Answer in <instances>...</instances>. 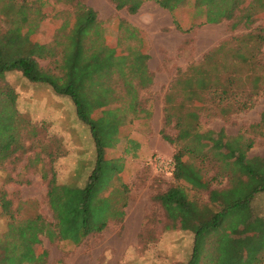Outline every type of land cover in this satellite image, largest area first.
Wrapping results in <instances>:
<instances>
[{"label": "trees", "instance_id": "trees-1", "mask_svg": "<svg viewBox=\"0 0 264 264\" xmlns=\"http://www.w3.org/2000/svg\"><path fill=\"white\" fill-rule=\"evenodd\" d=\"M56 1L68 6L67 16L53 28L54 36L45 41L43 9L46 0H0V75L19 71L27 80L46 85L55 95L69 98L77 118L89 130L95 162L83 186L58 184L54 175L51 176L47 197L54 221L41 222L40 215L21 217L3 196L1 209L8 223L0 239V264H46L48 251L42 246L41 235L51 242L79 244L103 231L111 221L123 220L128 204L127 185L124 182L116 186L106 184L110 179L120 178L123 166L118 158L109 156L106 149L115 148L122 140L137 147L139 143L128 137L129 126L134 119L149 113L139 95L140 90L153 81L148 67L149 55L139 36L142 30L118 19L116 26L120 35L117 44L110 45L92 7L82 0ZM109 1L116 9H125L130 14L137 13L144 2L153 1L173 15V24L180 32H190L196 25L223 21L231 22V28L235 29L240 24H250L257 9L264 5V0ZM181 8H187L188 20L184 25L175 17ZM197 19L202 21L196 24ZM135 39V46L128 44L124 49L120 45ZM247 41L260 49L264 44V29L258 35L248 36ZM42 61H46L45 65ZM181 83L186 99H192L197 93L222 91L227 95L229 92V86L212 81L207 70L197 76L188 75ZM6 96L14 106L15 94L9 91ZM165 99L164 125L169 126L172 99L170 96ZM240 102L239 110L248 109L254 103ZM226 106L221 108V114L229 113ZM21 117L14 112L15 125L11 131L10 123L0 116V142L4 138L0 143V166L17 152L26 153L29 149L21 141V130L16 127L23 121ZM25 122L23 128L27 126L28 132L23 136L28 137L30 132L37 134L29 120ZM257 125L258 135L264 139V109ZM175 127L178 131L174 138L164 129L160 133L175 147L171 175L176 184L152 199L164 209L170 223L165 228L192 231L190 256L176 264H198L210 240L214 249L204 256L212 253L214 257L208 259L215 264L259 262L264 251V219L252 215L249 204L257 193L264 191V157H247V149L254 139L248 142L244 135L228 138L222 131L212 136L211 132L210 135L201 132L197 113L193 111L178 116ZM205 137L213 140L212 147L218 156L222 154L225 162L234 166L225 172L223 186L213 187L214 177H207L196 162V159L204 162L205 158L193 146L194 141ZM45 176L43 172L42 177Z\"/></svg>", "mask_w": 264, "mask_h": 264}, {"label": "rangeland", "instance_id": "rangeland-1", "mask_svg": "<svg viewBox=\"0 0 264 264\" xmlns=\"http://www.w3.org/2000/svg\"><path fill=\"white\" fill-rule=\"evenodd\" d=\"M46 1L43 39L48 41L54 36L53 28L67 16L68 6L56 0ZM82 1L96 11L110 45H116L120 35L116 26L118 19L142 30L139 36L149 55L148 67L153 81L140 90L139 95L149 113L134 119L129 126L128 137L139 143L137 147L122 140L115 148L106 149V153L118 158L123 166L120 178L110 179L106 184L116 186L125 182L127 185L124 225L111 221L103 231L88 236L79 244L51 242L41 235L42 246L48 251L46 264H176L190 256L193 234L189 230L165 228L170 223L164 209L152 199L176 184L172 172L156 165L159 157L173 161L175 150L174 145L162 138L160 130L164 129L174 138L178 131L175 127L177 117L193 111L197 113L199 131L208 135L211 132V136L222 131L228 138L244 135L248 142L253 138L247 154L264 156V139L258 135L257 125L264 109V44L258 49L247 41L248 36L258 35L264 29V5L257 9L250 24H240L235 29L231 28V22L223 21L196 25L190 32H180L166 11L157 13V4L153 1H146L135 14L116 9L109 0ZM186 9L181 8L175 14L183 25L188 20ZM200 21L194 20L196 24ZM128 44L135 46L137 40L123 41L120 45L126 49ZM45 63L42 61V65ZM204 70L212 81L229 86L228 94L222 91L197 93L192 99H186L183 78L197 76ZM179 78L181 81H177ZM9 91L16 96L14 106L6 96ZM166 96L172 99L170 112L173 115L169 126L164 125ZM245 100L254 103L248 109L239 110L242 108L240 101ZM225 105L230 106H226L227 115L221 114ZM15 111L24 118L16 127L21 130V141L29 149L26 153L17 152L0 166V239L8 223L1 209L3 196L10 200L11 209L21 217L40 215L41 222L54 221L47 197L51 176L54 175L58 184L83 186L95 162L89 130L77 118L70 99L55 95L46 85L27 80L19 71L0 75V116L10 123L11 131H14ZM25 120H29L37 134L30 132L28 137L23 136L28 132L27 126L23 128ZM206 137L194 141L193 146L205 158L204 162L199 159L196 162L207 177H214L213 187L223 186L225 172L234 166L227 164L222 154L218 156L212 147L213 140ZM249 208L252 215L264 219V191L255 195ZM141 219L144 226L139 230ZM208 242L198 264H215L208 259L214 257L212 253L204 256L214 249L211 240ZM255 264H264V251Z\"/></svg>", "mask_w": 264, "mask_h": 264}, {"label": "crops", "instance_id": "crops-1", "mask_svg": "<svg viewBox=\"0 0 264 264\" xmlns=\"http://www.w3.org/2000/svg\"><path fill=\"white\" fill-rule=\"evenodd\" d=\"M147 2H148V1H147ZM143 4H145V2H144ZM142 6H143V5H142ZM142 6H141V7H142ZM157 8H158L157 13L162 14L161 11H166V12L168 13V16L172 19L171 14L169 13V11H167V10L161 8L159 5H157ZM159 10H160V11H159ZM246 155H247L248 158L260 157V156H249V155L247 154V152H246ZM263 157H264V156H263ZM124 183H125V182H124ZM126 207H127V206H126ZM126 216H127V209L125 208V215H124L123 220L120 222V226H123L124 223L126 222ZM140 221H141V222L139 223V230H142V229H143V223H144V221H143V219H141ZM138 232H139V231H138ZM136 243H137V244L139 243L138 239H137ZM137 244H136V245H137Z\"/></svg>", "mask_w": 264, "mask_h": 264}, {"label": "built area", "instance_id": "built-area-1", "mask_svg": "<svg viewBox=\"0 0 264 264\" xmlns=\"http://www.w3.org/2000/svg\"><path fill=\"white\" fill-rule=\"evenodd\" d=\"M157 167L159 169H164L166 171H168L169 173H171L173 171V167H174V162L172 160H167L165 158H158L157 159V163H156Z\"/></svg>", "mask_w": 264, "mask_h": 264}]
</instances>
